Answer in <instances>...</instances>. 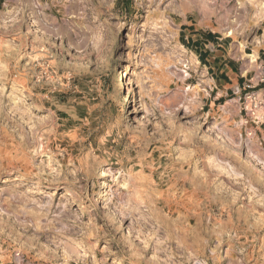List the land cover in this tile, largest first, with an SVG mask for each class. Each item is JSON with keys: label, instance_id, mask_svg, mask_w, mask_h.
<instances>
[{"label": "rangeland", "instance_id": "rangeland-1", "mask_svg": "<svg viewBox=\"0 0 264 264\" xmlns=\"http://www.w3.org/2000/svg\"><path fill=\"white\" fill-rule=\"evenodd\" d=\"M190 1L0 0V264H264V121Z\"/></svg>", "mask_w": 264, "mask_h": 264}, {"label": "crops", "instance_id": "crops-1", "mask_svg": "<svg viewBox=\"0 0 264 264\" xmlns=\"http://www.w3.org/2000/svg\"><path fill=\"white\" fill-rule=\"evenodd\" d=\"M216 1L215 24L210 26L205 17L194 28L197 33L193 34L199 37L193 42L199 45V39H204L202 44L208 49L204 51L207 52L204 59L211 71L210 90L217 98L230 96L226 100L232 104L241 103L243 99V103L249 104V107L245 106L246 114L257 124H262L264 115L257 120L249 110L252 99L262 102L260 108L264 107V0ZM190 9L191 4L183 5L184 14ZM223 110L230 111L228 106ZM228 126V123L223 125L226 134Z\"/></svg>", "mask_w": 264, "mask_h": 264}, {"label": "built area", "instance_id": "built-area-1", "mask_svg": "<svg viewBox=\"0 0 264 264\" xmlns=\"http://www.w3.org/2000/svg\"><path fill=\"white\" fill-rule=\"evenodd\" d=\"M262 102L258 101V100H254L252 99L251 101V108H250V113L251 115L253 116V118L257 119V116H256V111L262 106Z\"/></svg>", "mask_w": 264, "mask_h": 264}, {"label": "bare ground", "instance_id": "bare-ground-1", "mask_svg": "<svg viewBox=\"0 0 264 264\" xmlns=\"http://www.w3.org/2000/svg\"><path fill=\"white\" fill-rule=\"evenodd\" d=\"M184 1L186 2L185 4H187V5L191 4V1L190 0H184Z\"/></svg>", "mask_w": 264, "mask_h": 264}, {"label": "trees", "instance_id": "trees-1", "mask_svg": "<svg viewBox=\"0 0 264 264\" xmlns=\"http://www.w3.org/2000/svg\"><path fill=\"white\" fill-rule=\"evenodd\" d=\"M209 38H210V36H209ZM193 45H194L195 47H198V43H197L196 41L193 43Z\"/></svg>", "mask_w": 264, "mask_h": 264}]
</instances>
